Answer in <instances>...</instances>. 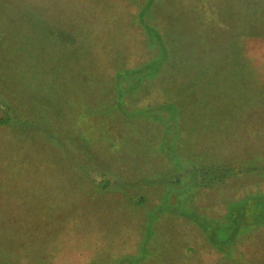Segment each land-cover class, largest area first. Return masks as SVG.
I'll return each instance as SVG.
<instances>
[{"label":"trees","instance_id":"obj_1","mask_svg":"<svg viewBox=\"0 0 264 264\" xmlns=\"http://www.w3.org/2000/svg\"><path fill=\"white\" fill-rule=\"evenodd\" d=\"M172 1L0 0V264H264V93L218 152L163 89L170 61L235 88L214 69L264 0Z\"/></svg>","mask_w":264,"mask_h":264},{"label":"rangeland","instance_id":"obj_2","mask_svg":"<svg viewBox=\"0 0 264 264\" xmlns=\"http://www.w3.org/2000/svg\"><path fill=\"white\" fill-rule=\"evenodd\" d=\"M137 1H142V0H137ZM180 1L185 5L186 2L188 3L192 0H174L172 1V3L173 5H176L177 2ZM159 11L163 12L164 10H159ZM162 17H163L162 14L157 16L156 21L158 23V26L159 27L166 26L169 27V29L166 30H171V29L173 30V28L171 27L172 26L171 22L168 23V20L162 19ZM165 23L168 24L166 25ZM260 24L264 25V23L259 22V26H255L254 31H256L261 26ZM168 32L166 33L167 37L170 36ZM170 33L172 35H176L174 32H170ZM221 33H223V31H221ZM232 41L233 43H236V44H231L232 52L230 53L225 52L224 55H221L220 57V58L225 57L228 54L226 58L221 59L223 60L221 61L223 62L222 63L223 69L220 70V67H218L220 66L219 63V65H217L216 70L214 69V71H216L218 75L223 74L225 77H230L231 74H237L232 79V84L235 86V88L231 89V85H228L226 87H222L221 89L218 88L217 92L212 88L211 91V89H209V86L203 88L201 86L202 78L195 75L194 72L190 73L187 71H182V72L178 71L174 73L173 69H171L174 66L173 61H170L169 64L170 67H168L166 70L169 75L171 74L170 75L171 78L170 80L165 81L163 86V89H167V91L169 92L168 96L169 97L171 96L172 100L175 101V104L177 105V109H176L177 121L180 123H183L184 121H188V122H192V120L195 121L197 123L196 131H192V130L190 131L192 136L193 134L201 135L202 133H206L211 137L213 135H216L214 136V141L218 143V145L216 146L218 152L224 145L223 142H221L222 139H220V137L225 136L226 133H228L227 135L231 134L230 137V141H231L235 137H237V135L240 133V130L236 132L237 126L233 124L234 120L238 116L237 105H231V104L228 105L227 100L232 102L234 101V98L235 99L238 98V101H242L240 93L243 91L245 93L244 100L245 99L248 100L249 97H250V101H252L253 99L254 103L251 106V109L255 110L256 105L258 104L261 105V96L264 93V86H262L259 82L260 80L262 82V79L264 80V37L261 35H256V36L251 35L248 38L243 37V41H240L239 39H233ZM223 46L226 45L223 44ZM235 48H236V52L234 50ZM182 55H184V53H178L177 58L182 57ZM230 62H232L233 64H231ZM238 65L240 67L242 66V68L238 67ZM177 66L178 63L176 67ZM244 78H248L252 84L251 86L244 87L243 89H241L242 86L244 85L243 84ZM197 79H199V81ZM191 80L193 81L190 83ZM146 88L147 85L144 84L143 86L136 88L135 92L133 93V96H137L139 93L141 94L142 97L135 98V100L137 102L141 100L140 103L143 105L145 103H148L150 99L154 98L151 97L152 92L150 91V88L148 89V91H146ZM159 90H160L159 86L153 89L154 93L155 91L160 92ZM162 97L165 96L162 95ZM220 100H223L224 103L221 104L222 102ZM210 122L213 123L211 129H209ZM121 123L122 121L120 122V124ZM188 126L190 127L191 124ZM187 127H181L183 132ZM189 138H191V136ZM192 141H190L191 143L190 146H192L194 149L197 150L198 145L197 144L195 145V143L192 144ZM211 141H213V139H211ZM213 147H214L213 149L215 150L216 149L215 144L213 145ZM259 162L260 163L258 167H262V165H264L262 164L264 163V153L262 154V157ZM203 199L204 201H206L205 203H208L207 202L208 199L204 197ZM209 199H210V207H214V209L218 212L224 209V204L222 199H218L214 195L212 198ZM262 232L264 233V229H262ZM248 235L251 237L252 241L254 242H256L259 238L257 231L255 230L251 234L248 233ZM86 255L87 252L84 256H82L81 262L79 263L78 261H70L67 262V264H80L84 261L83 259L86 257Z\"/></svg>","mask_w":264,"mask_h":264}]
</instances>
